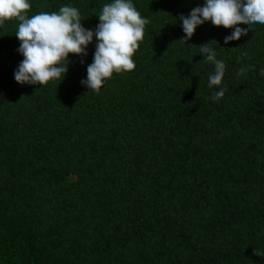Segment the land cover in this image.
Returning a JSON list of instances; mask_svg holds the SVG:
<instances>
[{"label":"trees","instance_id":"obj_1","mask_svg":"<svg viewBox=\"0 0 264 264\" xmlns=\"http://www.w3.org/2000/svg\"><path fill=\"white\" fill-rule=\"evenodd\" d=\"M109 2L32 0L29 15L69 4L95 29ZM134 3L136 68L99 93L81 84L94 43L63 81L21 85L17 24L0 27V264H264V25L224 44L207 22L185 43L177 17L203 0Z\"/></svg>","mask_w":264,"mask_h":264},{"label":"clouds","instance_id":"obj_2","mask_svg":"<svg viewBox=\"0 0 264 264\" xmlns=\"http://www.w3.org/2000/svg\"><path fill=\"white\" fill-rule=\"evenodd\" d=\"M32 0H0V27L15 20V36L20 41L17 51L23 60L14 72V79L21 85L46 86L50 81H63L69 71L70 54L81 57L86 63L89 46L95 44L93 62L87 65V76L81 84L99 93L114 74L130 72L136 68L134 55L144 39L147 18L137 9L134 0H110L102 5L95 29L83 24L80 10L62 4L57 11H42L29 15ZM184 36L188 43L199 26L210 22L223 26L230 32L224 44L237 40L254 25H264V0H203L189 14L181 13ZM213 68L208 74V99L219 101L225 94L223 85L226 63L218 58L219 50L210 42L201 44L199 53ZM242 57L249 56L242 51ZM250 58V57H249ZM253 66L237 71L243 77ZM264 77V67L259 71ZM264 257V250H255Z\"/></svg>","mask_w":264,"mask_h":264}]
</instances>
